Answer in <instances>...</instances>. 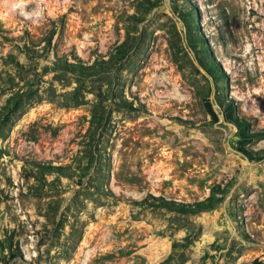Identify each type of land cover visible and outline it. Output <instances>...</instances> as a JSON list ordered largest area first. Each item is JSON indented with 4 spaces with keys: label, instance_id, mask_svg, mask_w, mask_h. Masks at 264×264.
I'll return each instance as SVG.
<instances>
[{
    "label": "rangeland",
    "instance_id": "374dc122",
    "mask_svg": "<svg viewBox=\"0 0 264 264\" xmlns=\"http://www.w3.org/2000/svg\"><path fill=\"white\" fill-rule=\"evenodd\" d=\"M28 10L0 16V264L264 262V0Z\"/></svg>",
    "mask_w": 264,
    "mask_h": 264
},
{
    "label": "trees",
    "instance_id": "16d2710c",
    "mask_svg": "<svg viewBox=\"0 0 264 264\" xmlns=\"http://www.w3.org/2000/svg\"><path fill=\"white\" fill-rule=\"evenodd\" d=\"M70 67H75L74 64H69ZM207 108L210 110V112L213 114V117L215 118V120H218V116L216 115L215 111L212 108V105L209 101L206 102ZM226 114L225 117L230 120L231 122H234L235 124H237V126L240 128V132L241 135L243 137V139L241 140L240 144H241V150H243L245 152L246 155H249V152L246 151L243 146L248 143L251 142L252 140V136L251 134L246 132L245 127L242 125V122L234 116L233 114V108L231 105L227 106L226 109ZM264 157H262L261 159H263ZM215 207V203L212 202V197H208L206 201H202L199 203H196V210L197 211H204V210H208V209H213ZM254 264H264V262L260 261L259 259H255L254 260Z\"/></svg>",
    "mask_w": 264,
    "mask_h": 264
},
{
    "label": "clouds",
    "instance_id": "9594fccd",
    "mask_svg": "<svg viewBox=\"0 0 264 264\" xmlns=\"http://www.w3.org/2000/svg\"><path fill=\"white\" fill-rule=\"evenodd\" d=\"M33 0H0V16L3 15H20L25 19L33 20L39 17L40 13L37 10H28V5Z\"/></svg>",
    "mask_w": 264,
    "mask_h": 264
}]
</instances>
